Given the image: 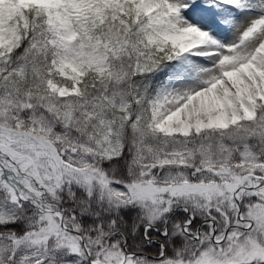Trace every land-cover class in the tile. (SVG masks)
<instances>
[{"label": "snow or ice", "instance_id": "1", "mask_svg": "<svg viewBox=\"0 0 264 264\" xmlns=\"http://www.w3.org/2000/svg\"><path fill=\"white\" fill-rule=\"evenodd\" d=\"M0 264H264V0H0Z\"/></svg>", "mask_w": 264, "mask_h": 264}]
</instances>
